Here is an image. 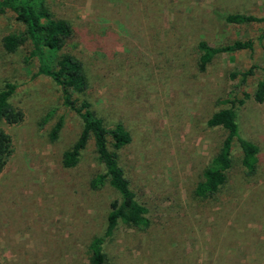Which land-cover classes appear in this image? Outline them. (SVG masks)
<instances>
[{"label":"rangeland","instance_id":"rangeland-1","mask_svg":"<svg viewBox=\"0 0 264 264\" xmlns=\"http://www.w3.org/2000/svg\"><path fill=\"white\" fill-rule=\"evenodd\" d=\"M72 34L55 63L71 53L84 63L89 85L73 96L91 103L103 123L124 124L131 141L119 164L147 225L118 224L103 245L107 264H264V102L237 106L239 134L257 144L249 173L235 138L226 180L212 195H197L203 171L219 152L227 130L208 126L218 100L252 94L264 77V22L232 23L230 13L264 17V0H44ZM27 33L15 12L0 14V89L17 87L10 103L23 120L2 127L14 152L0 173V264H84L88 245L102 234L118 193L90 180L103 171L93 138L73 167L62 153L77 139L82 121L62 103L59 87L35 75L32 42L9 51L4 36ZM251 40L252 49L216 55L201 71L197 44ZM257 65L242 80L233 71ZM62 119L56 139H50Z\"/></svg>","mask_w":264,"mask_h":264},{"label":"trees","instance_id":"trees-1","mask_svg":"<svg viewBox=\"0 0 264 264\" xmlns=\"http://www.w3.org/2000/svg\"><path fill=\"white\" fill-rule=\"evenodd\" d=\"M6 10L15 12L17 19L26 25L27 33H12L4 36L2 42L5 49L13 51L29 38L32 42L29 57H35L38 61L35 75L50 77L61 91L63 105L75 111L82 121V128L76 141L62 153L63 166H75L86 143L93 138L97 159L102 164L103 171L90 180V187L97 189L109 184L118 193V197L110 202L103 233L94 236L88 245L90 257L89 261L84 263L107 264L103 245L118 224L133 227L147 225V208L138 201L118 159V150L131 141V134L121 122H116L111 128L107 127L103 119L92 109L89 101H79L73 96L75 93H84L89 85L85 66L81 60L71 53H65L55 63L48 62L47 53L61 49L71 36L72 27L69 22L53 17L44 0H0V14ZM225 20L232 23L264 22V17L230 13L225 16ZM252 46L253 43L249 39L235 40L232 43L218 46H211L205 40H200L197 44L198 68L203 71L218 54L252 49ZM255 68L257 65L253 64L244 71H233L231 75L233 78L241 75L244 80L254 74ZM16 87V83L8 81L0 89V173L14 152L12 139L1 124L2 122L17 124L23 120V111L9 101ZM250 97L257 102H264V77L257 82L252 94L244 92L240 99L226 97L218 100L219 103L230 104V106L214 111L208 118V126H220L227 130V135L222 141L219 152L203 171V178L196 186L197 195L210 196L224 184L226 171L231 166L233 138L237 140L242 150V165L249 173L254 171L259 147L239 134L236 122L237 106L242 105ZM61 126L62 119H59L50 132V139L57 138Z\"/></svg>","mask_w":264,"mask_h":264}]
</instances>
